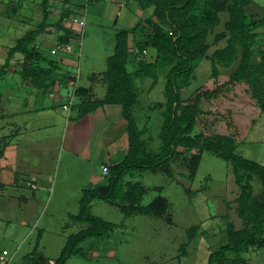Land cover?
Listing matches in <instances>:
<instances>
[{
    "label": "rangeland",
    "instance_id": "rangeland-1",
    "mask_svg": "<svg viewBox=\"0 0 264 264\" xmlns=\"http://www.w3.org/2000/svg\"><path fill=\"white\" fill-rule=\"evenodd\" d=\"M63 1L49 0L52 11L49 23L60 17L65 7ZM247 12L258 19L264 13V0H252ZM152 13V9L144 10L135 1L93 2L77 16L85 17L84 27L73 25L70 19L65 22L67 27L80 30L83 35L82 39L74 41V55L68 58L52 55L51 50L57 40L52 28L48 29L49 33L41 35L36 44L48 58L57 57L68 71L79 76L76 86L91 87L89 76L95 73L100 79L99 74L107 69V58L115 50L116 34L133 28L140 20L150 18ZM43 19L42 0H0V69L7 61L10 48L25 33L36 29ZM227 20L228 14H222V25L208 41L211 46L209 55L226 45V41L215 43L214 38L223 32ZM257 32L258 45L263 46L264 26ZM146 55L153 59L150 52ZM254 61L259 62V58ZM26 62L24 56L16 54L7 75L0 78V93L4 94L2 98L6 101L1 112L5 118L0 120V255L3 253L9 264H25L24 259L33 251L39 230L43 231L39 249L56 260L68 237L91 225L75 223L72 218L79 213L83 190L88 189L91 183L95 186L107 180L101 168L102 162L89 154L92 146L94 149L99 145L95 137L109 118L99 111L91 113L96 132L93 136L85 124L73 129V112L60 104L71 100L77 102L73 94L75 84L62 85L54 96H46L23 81L20 71ZM137 63L133 60L130 68L134 69ZM235 66L220 68L219 78H214L211 62L205 59L197 69L195 79L190 82L181 79L183 98H189L203 87L213 88L226 82ZM151 84V79L138 82L141 102L135 115L140 127L147 129L143 138L149 148L158 151L166 101L162 75L159 84L154 88ZM94 89L93 98L105 96L102 83L98 82ZM53 100L58 103V110L36 112L37 108L50 106ZM159 104L163 106L157 108ZM218 109L230 110L241 127L240 135H243L244 142L237 151L264 165V113L251 98L248 86L241 83L228 89ZM55 119L57 124L51 128L42 129L38 125L48 126ZM218 128L226 132L223 124ZM5 144L8 146L4 147ZM112 147L111 162L121 161L128 149V135L113 143ZM171 168L172 177L147 172L135 178L150 188L144 204L158 195L156 187L163 188L162 194L169 205L163 217L135 216L124 221L119 208L95 200L91 210L93 215L123 225L110 237L87 240L81 245L88 252L87 256H73L67 264H205L210 253L221 245L228 223L234 224L236 229L243 228L237 212L240 188L229 164L205 152L194 179L187 176L189 170L183 159H177ZM30 182L37 188H31ZM254 186L258 194L259 180L254 181ZM193 226H199L200 230L189 243L187 255L183 256L180 248L187 242V231ZM245 258L248 264H264V247L259 250L253 248ZM0 264L6 262L1 260Z\"/></svg>",
    "mask_w": 264,
    "mask_h": 264
},
{
    "label": "trees",
    "instance_id": "trees-1",
    "mask_svg": "<svg viewBox=\"0 0 264 264\" xmlns=\"http://www.w3.org/2000/svg\"><path fill=\"white\" fill-rule=\"evenodd\" d=\"M97 1L101 0H64L65 7L60 17L49 23L52 19L49 0H42L43 21L17 40L0 69V78H4L12 58L21 54L27 60L20 71L23 81L42 94L51 97L62 85L75 84L73 94L77 102L61 104L63 108L70 107L72 121L81 120L110 104L121 106L122 116L127 122L126 154L121 161L106 165L105 183L95 186L91 183L88 189L83 190L79 213L72 217L75 223L91 225L71 234L56 260L39 249L43 237V231L39 230L33 251L24 259L25 264H67L73 256L86 257L88 252L82 244L93 238L101 240L110 237L121 228L123 224L108 222L92 214L95 200L119 208L124 221L135 216L163 217L169 208L168 200L162 194L163 188L156 187L158 195L144 204L150 188L136 181V176L151 172L172 177L171 165L180 158L186 162L187 176L194 179L205 152L231 166L240 188L237 212L243 221L241 229L228 223L221 245L210 253L205 264H248L245 254L253 248L259 250L264 247V165L237 151L244 142L243 135H240L241 127L230 110L221 111L218 107L228 89L245 83L251 98L264 113V45H258L257 32L259 27L264 26V13L257 19L247 12L252 0H127L135 1L144 10L152 9V16L140 20L131 29L120 30L116 34L114 53L107 58L106 71L99 74L100 79L95 73L89 76L91 87H78L79 76L68 71V67L57 57L48 58L36 42L52 28L56 32L57 43L74 46V41L82 39V32L67 27L65 22L79 16L88 4ZM225 13L228 20L224 23L223 32L217 34L214 41H226V45L209 55V38L222 25V14ZM147 52L151 53L152 60L148 59ZM258 58L259 62H255ZM205 59L211 62L214 78H219L220 68L236 66L226 82L213 88L198 89L184 99L181 79L187 82L195 79L196 71ZM133 60L138 63L131 69ZM161 75L166 101L159 135L161 146L155 151L143 138L147 129L140 127L135 110L141 102L138 82L151 79V87L154 88L159 84ZM98 82L106 90L103 98H93L94 85ZM2 96L0 94V120L5 118L1 114ZM162 106L159 104L157 108ZM50 109H58V104L52 103L38 110ZM221 124L226 132L219 131ZM255 180L260 182L258 194L255 193ZM33 184L29 183L31 188ZM199 230V226L188 229V240L180 248L183 256L187 255V247ZM3 256L2 253L0 263ZM7 260L3 261L8 264Z\"/></svg>",
    "mask_w": 264,
    "mask_h": 264
},
{
    "label": "crops",
    "instance_id": "crops-1",
    "mask_svg": "<svg viewBox=\"0 0 264 264\" xmlns=\"http://www.w3.org/2000/svg\"><path fill=\"white\" fill-rule=\"evenodd\" d=\"M72 55H74V54H72ZM68 57H70V56L68 55L65 58H68ZM3 81H4V79H3ZM6 88H7V86H6ZM6 92H7V90H6ZM0 94L4 95L2 92ZM4 102H6V101L3 100V102H2V110H3ZM53 102L55 105L58 104L54 100H53ZM35 110H36V112L46 111V110H40L39 111L38 108ZM50 110H53V109H50ZM55 110H58V109H55ZM31 111L34 112L33 109H31ZM98 111L102 112V114L105 116V118L108 117L109 121L106 120L103 122L104 125L101 128V132H98L96 130L99 134L97 133L98 140L96 137H95V140L99 142V145L97 144L96 148H94V149H93V146L90 148V149H92V151H90L89 156L91 158L96 159V161H98V162L101 161L102 162L101 168H102V167H106V165H109L111 163L110 156L112 155V150H113L112 145H113V143L120 141V139H122L126 135L127 122L124 119V117L122 116L121 106L108 104V105H105L103 108L98 109L96 112H98ZM25 113H28V112H25ZM62 113L64 116H69L68 113H64V112H62ZM91 115L92 114L87 115L82 120L72 121L74 123L72 128L73 129H74V127L80 128L81 126H84V124H85V127L87 126L90 129V133L93 136L96 132L94 131V127H93V124L91 121ZM6 118H8V117H6ZM56 122L57 121L55 119L53 124H50L48 126L47 125L45 126V124L44 125L38 124V125L40 128L45 129L46 127L51 128L52 126L56 125L57 124ZM58 122H61V121H58ZM17 125L18 124L15 123V126H17ZM75 142L73 143L72 146L75 145ZM125 145H124V147H125ZM93 150H94V153H93Z\"/></svg>",
    "mask_w": 264,
    "mask_h": 264
},
{
    "label": "built area",
    "instance_id": "built-area-1",
    "mask_svg": "<svg viewBox=\"0 0 264 264\" xmlns=\"http://www.w3.org/2000/svg\"><path fill=\"white\" fill-rule=\"evenodd\" d=\"M108 1H114V0H108ZM70 22L73 23V25H79L81 27H84L86 24V20L85 17H80L78 18L77 16L73 17ZM73 28V27H72ZM74 29V28H73ZM76 30V29H75ZM78 31V30H77ZM80 31V30H79ZM74 51V46L72 44H59L57 42H55L53 49L51 51L52 55H56V56H60V57H66L67 55H71L73 54ZM72 103V100L70 102V104ZM64 109L70 110V107L65 106ZM104 174L106 175L108 170L106 167H102ZM32 187L34 189H36L37 187L34 185H32ZM5 254H7V251H5ZM5 255L1 258L2 260H5ZM7 260V259H6ZM9 264V263H8Z\"/></svg>",
    "mask_w": 264,
    "mask_h": 264
},
{
    "label": "clouds",
    "instance_id": "clouds-1",
    "mask_svg": "<svg viewBox=\"0 0 264 264\" xmlns=\"http://www.w3.org/2000/svg\"><path fill=\"white\" fill-rule=\"evenodd\" d=\"M57 42V41H56ZM53 49V48H52ZM52 51V50H51ZM74 54V53H73ZM72 55V54H71ZM71 55H69V56H71Z\"/></svg>",
    "mask_w": 264,
    "mask_h": 264
}]
</instances>
